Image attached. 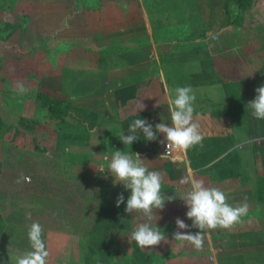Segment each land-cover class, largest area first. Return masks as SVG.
Here are the masks:
<instances>
[{
    "label": "crops",
    "instance_id": "obj_1",
    "mask_svg": "<svg viewBox=\"0 0 264 264\" xmlns=\"http://www.w3.org/2000/svg\"><path fill=\"white\" fill-rule=\"evenodd\" d=\"M22 1L26 20L17 41L33 55H24L23 68L8 60L1 72L0 110L6 126L14 122L11 131L49 141L41 147L46 150L44 158L57 163L69 182L123 188L107 171L98 172L101 165L106 167L103 154L113 150L139 153L149 171L161 174V193L174 198L155 212L159 217L155 225L167 242L140 248L142 264H264V119L254 118L246 106L264 84V34L257 31L264 23L251 31L229 30L225 16L219 21L222 7H211L210 0ZM30 67L32 72L26 74ZM228 81L239 87L231 107L224 84ZM185 86L195 95L193 115L203 136L200 144L176 151L170 159L162 157L163 134L146 141L137 132L131 145L120 142L117 135L130 134L136 118L153 127L160 122L171 125L169 90ZM38 92L64 102L65 116L57 127L37 106ZM9 108L11 115L4 116ZM10 138L12 134L0 140V171ZM29 151L38 153L31 147ZM188 176L223 191L230 205H248L241 223L208 230L199 250L173 239L177 218L189 225L187 231H198L191 228L180 200L188 188L180 181ZM118 195L108 209L117 218L107 230L113 242L97 249L87 235L101 229L83 221L81 237L75 240L70 231L74 226L59 210L23 207L30 203L35 208L40 197L0 193V264H15L18 254L31 250L26 233L32 214H45L62 224L59 231L42 228L48 264H133L129 237L147 221L139 212L127 214L123 203L117 207ZM123 196L126 202L128 196ZM99 197L87 194L83 200L89 205ZM107 207L98 204L95 210L101 213ZM75 243L81 251L72 257Z\"/></svg>",
    "mask_w": 264,
    "mask_h": 264
},
{
    "label": "clouds",
    "instance_id": "obj_2",
    "mask_svg": "<svg viewBox=\"0 0 264 264\" xmlns=\"http://www.w3.org/2000/svg\"><path fill=\"white\" fill-rule=\"evenodd\" d=\"M23 90V89H21ZM254 98L247 103L251 115L258 119H264V84L257 87ZM195 95L190 87H176L169 90L168 109L171 125L158 123L154 127L144 119L136 118L129 126L130 134H118L123 145H131L137 140L135 133L142 132L146 141L156 140L159 134H163L160 141L166 148L165 157L173 150L186 151L190 147L200 144L203 136L199 123L194 119L193 103ZM144 105L141 104L139 111ZM138 111V112H139ZM106 167L101 165L99 173L105 171L113 178L114 184L119 183L129 192L127 200L123 194L116 198V206L125 204L124 211L129 214L139 212L146 221L139 223L131 232L129 239L142 249L150 248L167 242L165 234L156 227L159 219L156 211L163 210L167 202L174 200L173 196H165L161 193V174L149 171L145 165V159L139 153L130 151L113 150L111 154H103ZM182 185H188L180 200L184 202L186 218L190 220L191 228L196 232L187 231L189 225L177 218L175 226L177 231L173 233V239L187 242L195 249H202L205 233L214 229H231L242 222V218L248 213L247 203L230 205L227 203L226 194L220 189L206 186L202 180L188 176L180 181ZM43 229L38 222H33L27 232L30 244L29 251L18 254L15 264H48L49 252L42 238Z\"/></svg>",
    "mask_w": 264,
    "mask_h": 264
},
{
    "label": "trees",
    "instance_id": "obj_3",
    "mask_svg": "<svg viewBox=\"0 0 264 264\" xmlns=\"http://www.w3.org/2000/svg\"><path fill=\"white\" fill-rule=\"evenodd\" d=\"M211 7L221 6L225 13V27L229 30L245 29L251 31L255 26L264 23V11L258 7L256 0H210ZM14 2H6V0H0V13L3 15L14 16ZM24 22L15 21L13 18H6L0 22V60H16L22 58L26 50L23 45H20L17 41L19 30L22 24L25 23L26 17L23 16ZM30 53V52H29ZM228 89V103L231 107L232 102L238 100V86L234 81H228L224 83ZM35 102L37 106L46 111L47 116L50 118V124L53 123L56 127L64 119L66 107L64 102L56 99H51L48 96L37 93ZM6 126L0 116V135ZM1 136V137H2ZM14 137V136H13ZM1 139V138H0ZM8 148L4 149L6 154L4 155L3 165L0 171V193H12L21 196L35 197H47L53 198V203L50 204L44 201L47 206H52L55 210H59V213L63 214L66 219L73 226H81L84 221L88 225L92 226L99 232L94 234H86L89 238H92L93 247L97 249L108 248L113 242V234L108 232L111 229L110 226L114 225V221L117 222L112 214V210H108L113 206L111 200L114 195L123 194L129 195V192L124 188L116 186H100L95 183H89L88 185L79 182H69L63 178L60 166L50 159H45L43 152L39 151L37 146L31 147L32 150H36L38 153L29 151L30 146L25 150H18L16 146L17 142H14L13 138H10ZM15 146V147H14ZM5 147V145H3ZM41 152V154L39 153ZM26 178L29 181L26 182ZM101 190L100 199L87 205L83 200L85 196L98 195L95 191ZM124 190V191H122ZM107 205L103 212H96L97 205ZM87 211V216L85 215ZM98 213L100 215L98 217ZM45 214H32L30 216L31 222H38L42 228H51L59 231L62 228V224L55 222L52 219H47ZM110 225V226H108ZM89 226V227H90ZM107 231V232H104ZM104 232V233H103ZM43 236V235H42ZM27 239V237H26ZM133 264H142V252L140 247L133 241Z\"/></svg>",
    "mask_w": 264,
    "mask_h": 264
},
{
    "label": "rangeland",
    "instance_id": "obj_4",
    "mask_svg": "<svg viewBox=\"0 0 264 264\" xmlns=\"http://www.w3.org/2000/svg\"><path fill=\"white\" fill-rule=\"evenodd\" d=\"M14 2V10H13V13H14V16H10V15H3V13H0V22H2L3 21V19H5V17L6 18H13L15 21H23L24 22V19H23V16L24 17H26L25 16V14H24V8H25V2H23L22 0H6V2ZM256 2L258 3V7L261 9V10H263L264 11V0H256ZM220 8V7H219ZM221 9V8H220ZM224 10H223V8L221 9V10H218V12H217V14H218V17H220V19H219V21L220 20H222L221 18L222 17H224L225 15H224V12H223ZM221 13V14H220ZM261 25V24H260ZM259 33H262V34H264V29H262V26H259V29L257 30ZM261 35V34H260ZM262 36V39H263V37H264V35H261ZM18 38L19 37H17V40H18ZM22 44H24V48L26 49V50H29L28 49V46H26L25 45V43L23 42ZM30 51V53L28 54V52L27 53H25L24 55H25V57L27 56H32L33 55V53H31V50H29ZM2 54V52L0 51V55ZM28 54V55H27ZM24 56H23V58H25ZM23 58H21V59H16V60H14V61H12V60H9V61H11L12 63H10V65H14V66H16V65H18L19 64V66L21 67V68H23V67H25V64H24V61L26 60V58L25 59H23ZM23 59V60H22ZM28 59H30V60H32L31 58H28ZM17 60H21V62L20 61H17ZM6 60L4 61H2V60H0V83H1V81H2V70H3V68H4V66H6L7 64H6ZM16 63H18V64H16ZM31 70V67L26 71V74L27 73H31L32 71H30ZM27 76V75H26ZM12 78L13 79H15L16 80V77H15V75H13L12 76ZM28 79V78H27ZM24 81V80H23ZM1 111L2 110H0V116H1ZM16 112V110L13 108V112H12V114L13 113H15ZM6 114L7 115H11V112H10V108L9 109H7V110H4V116H6ZM7 118V120H8V117H6ZM2 119V118H1ZM3 121V120H2ZM3 123H4V121H3ZM5 124V123H4ZM8 125H9V127H4V131L2 132V134H3V137H1L2 135H0V138H4V136H11V134L14 136L13 137V140H14V142H17V143H20L21 145H24V147H28V146H30V147H32L33 146V144L35 143V145L34 146H37V149L39 150V151H42V150H44V151H46L44 148H41V147H45V144L46 143H48V144H50L49 143V141H46V143L44 142V140L43 139H41L40 137H38V136H35V134H33V135H31V134H27V133H24L23 131H20V133H16L15 131L13 132V131H11V127L14 125V122H10V123H7ZM6 125V124H5ZM9 133V134H8ZM11 133V134H10ZM1 140V139H0ZM19 141V142H18ZM165 150H166V148H165V146L162 148V153H163V155H164V153H165ZM177 150H173L171 153H172V156H170V157H167V158H170V159H172L171 157H174L175 155H176V152ZM39 153H41V152H39ZM26 181V180H25ZM26 182H28V181H26ZM102 182H104V183H108V181H102ZM100 186H102V185H100ZM101 190H102V188L100 189V192L99 191H95V193H97V194H101ZM122 191H124V190H122ZM40 203H39V205L38 206H36L35 208H32L31 207V204L30 203H27V204H23V207H25V209L26 210H32V209H38L39 211H45V210H49L50 209V206H47L46 204H45V202L44 201H47V202H49L50 204H52L53 203V198H47V197H44V196H41L40 198ZM5 202H7V201H5ZM6 207V206H5ZM10 212V208H9V211H8V213ZM52 215L56 218H60V216L57 214V213H52ZM52 216V217H53ZM72 233H73V235L76 237L75 238V240L76 239H78V241H79V237H81V235L78 233L79 231H80V226H74V228H72L71 230H70ZM27 234V233H26ZM27 236V235H26ZM77 236H79V237H77ZM76 244V243H75ZM77 246H75L76 248H74V251H71V254H72V257H75V254L77 253V252H80L81 251V248L79 249V247H78V245H80V244H76ZM77 249V250H76ZM133 252H134V250H133ZM66 257H68V256H66Z\"/></svg>",
    "mask_w": 264,
    "mask_h": 264
},
{
    "label": "built area",
    "instance_id": "obj_5",
    "mask_svg": "<svg viewBox=\"0 0 264 264\" xmlns=\"http://www.w3.org/2000/svg\"><path fill=\"white\" fill-rule=\"evenodd\" d=\"M165 152H166V150H165ZM172 152V151H171ZM169 153L168 155H166L167 157H170V156H172V153ZM26 181H29V178H26Z\"/></svg>",
    "mask_w": 264,
    "mask_h": 264
}]
</instances>
